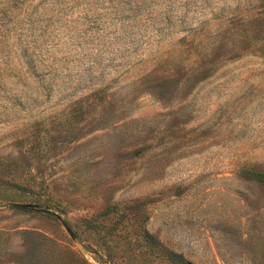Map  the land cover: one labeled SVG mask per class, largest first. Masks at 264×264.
Returning a JSON list of instances; mask_svg holds the SVG:
<instances>
[{
    "label": "rangeland",
    "instance_id": "obj_1",
    "mask_svg": "<svg viewBox=\"0 0 264 264\" xmlns=\"http://www.w3.org/2000/svg\"><path fill=\"white\" fill-rule=\"evenodd\" d=\"M264 0H0V264H264Z\"/></svg>",
    "mask_w": 264,
    "mask_h": 264
},
{
    "label": "trees",
    "instance_id": "obj_2",
    "mask_svg": "<svg viewBox=\"0 0 264 264\" xmlns=\"http://www.w3.org/2000/svg\"><path fill=\"white\" fill-rule=\"evenodd\" d=\"M262 177L264 179V173H262ZM178 258H179L180 262H182V264H187L185 261H183V259L181 257L178 256Z\"/></svg>",
    "mask_w": 264,
    "mask_h": 264
}]
</instances>
